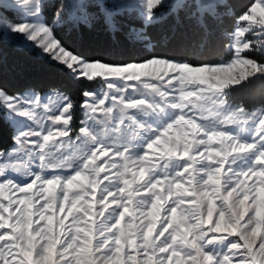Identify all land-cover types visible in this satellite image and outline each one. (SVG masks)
Masks as SVG:
<instances>
[{
	"label": "snow or ice",
	"instance_id": "6c2138e0",
	"mask_svg": "<svg viewBox=\"0 0 264 264\" xmlns=\"http://www.w3.org/2000/svg\"><path fill=\"white\" fill-rule=\"evenodd\" d=\"M0 0V45L38 50L97 84L10 92L0 85V264H264V100L237 93L264 81V0L236 15L229 0ZM90 8H98L99 15ZM181 11L225 54L202 61L153 52L107 61L70 50L64 25L135 12L129 38ZM9 13H13L10 16ZM81 119L76 127V109Z\"/></svg>",
	"mask_w": 264,
	"mask_h": 264
},
{
	"label": "trees",
	"instance_id": "16d2710c",
	"mask_svg": "<svg viewBox=\"0 0 264 264\" xmlns=\"http://www.w3.org/2000/svg\"><path fill=\"white\" fill-rule=\"evenodd\" d=\"M81 0H48L45 13L51 20L57 7L61 4L78 3ZM88 2V0H83ZM239 15L251 0H229ZM91 13L99 15L98 8H90ZM133 22L138 27L140 21L135 12H125L120 17ZM235 17H225L222 24L209 20L213 36L211 43L204 49L199 48L202 36L195 19L188 12L181 11L178 17L173 14L163 23L147 29L152 38L154 49H145L142 43L129 38V23L119 26L118 31H110L102 21L91 26L64 25L57 28V35L62 42L75 53L89 58L103 57L107 61H127L130 57L143 58L156 53H171L196 60L209 61L225 54L227 40L223 36L225 28L231 30ZM0 85L10 92H21L34 88L44 92L59 88L78 94L84 87L95 88L97 84L84 79H76L64 66L38 55L29 49H17L10 42L0 45ZM251 107L264 100V81H254L246 89L237 93ZM81 119V109L77 107L75 120ZM12 129L0 120V148L11 144Z\"/></svg>",
	"mask_w": 264,
	"mask_h": 264
},
{
	"label": "rangeland",
	"instance_id": "374dc122",
	"mask_svg": "<svg viewBox=\"0 0 264 264\" xmlns=\"http://www.w3.org/2000/svg\"><path fill=\"white\" fill-rule=\"evenodd\" d=\"M46 1H48V0H46ZM79 2H81V1H79ZM78 2V3H79ZM9 15L10 16H13V13H9ZM118 20H119V26H122L124 23L126 24V23H129V25L130 26H133V25H135L133 22H128V20H126V19H122V18H120V17H118L117 18ZM136 27H138L137 25H135ZM29 50H32V49H29ZM32 51H35L38 55H40V56H42V57H45V58H47V56L45 55V54H43V53H41V52H39L38 50H32ZM48 59V58H47ZM51 61V60H50ZM74 75V74H73ZM97 87V86H96ZM95 87V88H96ZM49 91V90H48ZM48 91H44V93H47ZM82 118V117H81ZM80 120V119H79ZM78 120V121H79ZM76 127H79V124L77 123L76 124ZM8 148V147H7Z\"/></svg>",
	"mask_w": 264,
	"mask_h": 264
}]
</instances>
